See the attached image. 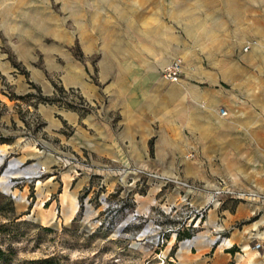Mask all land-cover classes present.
<instances>
[{"label":"rangeland","instance_id":"rangeland-1","mask_svg":"<svg viewBox=\"0 0 264 264\" xmlns=\"http://www.w3.org/2000/svg\"><path fill=\"white\" fill-rule=\"evenodd\" d=\"M120 2L129 6L117 8L116 0H28L29 15L37 23L50 24L45 31L29 33L38 36V46L24 40L16 49L4 42L6 46L0 47V54H6L0 60V98L4 99L3 103L0 101V190L19 199L14 202L11 223L0 216V247L8 257L0 264H158L157 253L162 246L158 245L157 235L141 236L137 232L148 218L157 219L159 205L167 197L172 199L171 204H177L187 193L175 179L201 186L178 176L160 175L153 168V171L142 168L157 164L151 142L147 147L138 144L139 157L135 161H98L91 159L87 150L75 153L64 142L45 135L39 118L32 116L35 112H30L27 105L71 103L84 112L98 106L85 101L77 88L65 90L61 84L65 76L93 95L98 88H107L109 76L116 69L122 75L124 71L131 73V78L121 79L122 88L132 85L139 90L147 88L148 83L162 88L161 69L180 57L185 71L194 75L193 82L197 85L204 82L196 74L209 69L213 82L225 88L233 84L237 73L253 70L261 76L264 86V0ZM101 3L107 7L104 13L101 16L97 11L91 13L92 5ZM66 4L67 31L61 27ZM80 5H84L83 11L77 10ZM80 12L84 15L83 22L81 29L75 30ZM115 22L122 24L124 49L134 63L115 65L98 61L95 44L99 40L103 43L100 51L105 60L115 53L113 46L118 33L111 24ZM94 27L96 31L92 30ZM64 35L67 47L61 45L60 38ZM247 45L249 48L244 51ZM16 55L28 61L18 62ZM40 85L51 92L46 96L51 101H41L36 96L19 103L10 100L25 88L38 94ZM31 150L60 158L57 169L60 173H55L53 180L58 184L53 188L47 187L44 173L31 177L35 173L26 169L30 160L19 166L18 161ZM75 165L78 173L67 176L68 169ZM97 169L106 172L98 175ZM200 193L207 198L203 190L191 193L189 198ZM150 198L153 203L148 209L152 213L146 221H142V216L134 219L132 213H141L135 207L136 201ZM127 220L130 222L124 226ZM175 250L176 246H172L166 264H174L170 256Z\"/></svg>","mask_w":264,"mask_h":264},{"label":"crops","instance_id":"crops-1","mask_svg":"<svg viewBox=\"0 0 264 264\" xmlns=\"http://www.w3.org/2000/svg\"><path fill=\"white\" fill-rule=\"evenodd\" d=\"M116 1L117 8L129 6L127 2H120L122 0ZM27 4L28 0H0V47L6 46V43L11 49H16L24 40L38 46V36L29 33L45 31L50 24L45 26L41 21L37 23L29 15ZM83 6L80 5L77 10L83 11ZM105 8L106 4L103 3L92 5L91 13L97 11L101 16ZM68 13L66 4L61 24L65 31ZM83 17L80 12V18L76 20L79 25L75 30L81 29L79 26ZM111 24L113 31L118 33L113 46L115 53L105 60L100 51L103 43L99 40L95 44L99 53L98 61L115 65L134 63L135 60L130 59L124 49L122 24ZM92 30L96 31V27ZM102 30L100 27L99 31ZM60 41L63 47H67L66 35ZM142 54L147 56L146 52ZM5 56L0 54V60ZM16 56L18 62L28 61L20 59V55ZM196 75L204 85L195 84L194 75L185 71L183 66L177 82L160 78L162 88L148 83L150 89L136 90L132 85L120 86L121 79L124 76L131 78V73L124 71L122 75L116 69L109 76L107 88H98L96 95L83 91L76 82L65 76L61 80L65 90L77 88L85 101L98 106L84 112L63 105L34 102L27 105V108L35 112L32 116L39 118L41 131L45 135L59 139L75 153L87 150L91 159L135 161L139 157L138 144L147 147L151 142L157 164L155 167L142 165L147 171L154 169L160 175L191 180L203 186L207 192L220 179H224L236 190L255 191L264 195V86L261 76L258 77L254 70L239 72L233 84L225 88L213 82V74L209 69ZM29 81L35 82L31 79ZM39 87L42 96L51 94L41 85ZM30 91L34 92L25 88L10 100L22 102L26 98L20 97ZM0 101L3 103L4 99L0 98ZM220 108L226 110L225 115L219 113ZM113 118L117 121L112 122ZM120 145L123 146L122 150ZM26 160L31 161L26 166L27 172L37 173L39 167L43 166L47 187L53 188L58 184L53 181L55 173H60L57 170L60 166L58 156L42 150H31L22 161H18L19 166L24 165ZM75 169L76 165L68 169L66 175L75 176L78 173ZM95 172L102 175L106 171L97 169ZM60 182L63 183L62 179ZM192 200L197 206L204 205L208 202V193L207 198L200 193L193 196ZM171 201L167 197L159 207L170 205ZM136 202L135 207L144 213L151 207L153 200L150 198ZM170 222L174 221L169 217L161 221L163 225ZM216 230H221L224 236L219 244L214 242ZM263 237L264 201L259 198L237 200L225 197L219 205L209 207L199 228H185L177 236L167 234V244L162 246L161 251L168 257L172 246H176L170 256L174 264H264V243L257 249L253 247L254 242ZM185 238L188 241L184 242Z\"/></svg>","mask_w":264,"mask_h":264},{"label":"built area","instance_id":"built-area-1","mask_svg":"<svg viewBox=\"0 0 264 264\" xmlns=\"http://www.w3.org/2000/svg\"><path fill=\"white\" fill-rule=\"evenodd\" d=\"M249 46L243 48L244 51H247ZM183 69V61L180 57H175L168 64H166L160 71L161 78L168 82H177L181 76ZM221 115L226 114L224 108L219 109ZM45 172L43 166L39 167L38 172L31 177H39L42 173ZM178 184L186 188L187 193H183L180 201L176 204H170L165 207H160V212L156 215L157 219L148 218V214L152 213L150 209L147 210V213H132L133 218L135 216H142V221H146L145 218H148L144 226L137 232L136 235H157V241L159 246L167 244V234H174L177 236L179 231L188 228H199L204 222L207 211L210 206L221 203V200L225 197H230L237 200H245L249 198H259L264 201V195L255 191H242L232 188L226 180L220 179L216 186L207 192V189L201 186H197L193 183L174 180ZM204 191L208 193V202L204 205L197 206L192 201V198H189L191 193H196L198 191ZM169 217L174 222H170L166 225H163L161 221L163 218ZM158 222H157V221ZM130 220L124 222L126 226ZM151 225V226H150ZM215 241L218 244L224 240V236L221 234V230L215 231ZM184 242L188 241L187 238L183 240ZM264 243V237L259 241H255L253 244L254 248H259ZM167 255L162 253L160 250L157 253L158 264H166L165 259Z\"/></svg>","mask_w":264,"mask_h":264},{"label":"trees","instance_id":"trees-1","mask_svg":"<svg viewBox=\"0 0 264 264\" xmlns=\"http://www.w3.org/2000/svg\"><path fill=\"white\" fill-rule=\"evenodd\" d=\"M30 96H36V98L40 99L41 101H51L52 100L49 97L42 96L39 92L38 94L29 93L20 98H26ZM65 106L69 108L78 109L77 106H74L71 103H67ZM13 211H14V200L11 198V196L4 194L0 190V216L6 219L9 223H11ZM0 228H2V226H0ZM6 260H8L7 252L2 247H0V261H6Z\"/></svg>","mask_w":264,"mask_h":264},{"label":"water","instance_id":"water-1","mask_svg":"<svg viewBox=\"0 0 264 264\" xmlns=\"http://www.w3.org/2000/svg\"><path fill=\"white\" fill-rule=\"evenodd\" d=\"M5 194H8L9 192H6V191H3ZM11 198L14 200V202L15 203H18L19 202V200H18V198L16 197V196H14V195H11Z\"/></svg>","mask_w":264,"mask_h":264},{"label":"bare ground","instance_id":"bare-ground-1","mask_svg":"<svg viewBox=\"0 0 264 264\" xmlns=\"http://www.w3.org/2000/svg\"><path fill=\"white\" fill-rule=\"evenodd\" d=\"M19 200V199H18Z\"/></svg>","mask_w":264,"mask_h":264}]
</instances>
